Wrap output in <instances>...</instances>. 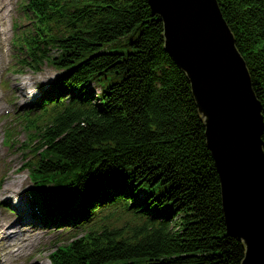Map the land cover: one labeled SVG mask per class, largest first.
I'll list each match as a JSON object with an SVG mask.
<instances>
[{"label": "trees", "instance_id": "obj_1", "mask_svg": "<svg viewBox=\"0 0 264 264\" xmlns=\"http://www.w3.org/2000/svg\"><path fill=\"white\" fill-rule=\"evenodd\" d=\"M218 3L264 113V0ZM24 11L23 64L61 71L24 116L40 136L34 195L81 211L84 229L52 264H241L203 118L147 0H27ZM123 40L127 51L111 48Z\"/></svg>", "mask_w": 264, "mask_h": 264}, {"label": "water", "instance_id": "obj_2", "mask_svg": "<svg viewBox=\"0 0 264 264\" xmlns=\"http://www.w3.org/2000/svg\"><path fill=\"white\" fill-rule=\"evenodd\" d=\"M164 48L186 74L220 180L227 231L241 264H264V113L218 0H147Z\"/></svg>", "mask_w": 264, "mask_h": 264}, {"label": "rangeland", "instance_id": "obj_3", "mask_svg": "<svg viewBox=\"0 0 264 264\" xmlns=\"http://www.w3.org/2000/svg\"><path fill=\"white\" fill-rule=\"evenodd\" d=\"M21 0H0V104L6 109L4 115H0V191L2 186L7 182V177L13 178L21 174L19 186L26 181L25 185L16 192L10 193L11 198L7 199V194L0 195V264H50L47 258L51 251L59 244H63L62 238L65 236L55 234L58 230L47 231L40 225L29 220L18 221L16 214L11 213L7 206L14 208L19 201L26 200L24 194L28 189L27 173L23 170V159L29 154L23 152L22 143L27 139L24 129L18 128V135L15 136L14 142L16 148H10L5 145L6 127L13 121L16 112L27 108L32 102V97L38 93L40 85L49 83L50 75L55 73L49 65H43L38 71L22 68L18 73L14 71L15 49L12 45L15 23L25 24L30 28L31 22L24 18L20 12L19 2ZM112 49L127 51L126 41H120L118 44L111 46ZM16 77L23 82L25 88V97H21L15 88L12 87V78ZM13 99V101H12ZM15 107V113H13ZM10 111V115L6 112ZM36 135H32L34 140ZM35 145V144H34ZM18 169V170H17ZM17 170V171H16ZM20 170V171H19ZM3 179V180H2ZM144 197L143 195L141 196ZM33 220V219H32ZM125 222V218H124ZM5 224L7 228L4 229ZM25 226H30L25 230ZM31 230V236L26 232ZM6 234H11L9 237ZM59 237V243L55 241ZM58 240V239H57ZM12 243L18 245L20 250L11 255L9 249Z\"/></svg>", "mask_w": 264, "mask_h": 264}, {"label": "bare ground", "instance_id": "obj_4", "mask_svg": "<svg viewBox=\"0 0 264 264\" xmlns=\"http://www.w3.org/2000/svg\"><path fill=\"white\" fill-rule=\"evenodd\" d=\"M23 85H24L23 82L21 80H19L18 78H16V77L12 78V87L17 90V92L20 94L21 97H23L25 95V91H26ZM0 157H1V154H0ZM17 178L21 179V174L17 175L16 177H13V178L7 177V182L2 186V189L0 191V195L7 194L9 192H14L24 184V182H23L19 186V183H20L19 181H21V180H19Z\"/></svg>", "mask_w": 264, "mask_h": 264}]
</instances>
